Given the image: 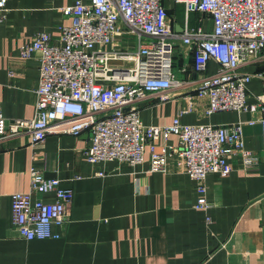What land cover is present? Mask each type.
I'll use <instances>...</instances> for the list:
<instances>
[{"label":"crops","instance_id":"1","mask_svg":"<svg viewBox=\"0 0 264 264\" xmlns=\"http://www.w3.org/2000/svg\"><path fill=\"white\" fill-rule=\"evenodd\" d=\"M90 0H8V14L0 25V115L9 120L33 119L40 61L22 59L21 47L40 32L61 45V26L70 23L62 9ZM171 31L182 33L186 24L212 28L201 13L187 14L183 4L163 0ZM174 73L184 81L169 91V100L144 106L145 125L167 126L184 106L183 97L196 92L201 81L193 70L189 49L177 46ZM217 65L212 61L207 74ZM186 68L187 71H183ZM241 70L255 75L249 84L248 104H258L263 92L264 59ZM262 75V76H259ZM263 113L228 111L205 115L197 110L181 116L184 124L245 123L247 150L259 156L258 166L246 168L243 157L228 162V177H207L209 207H196L197 183L178 170L173 154L166 172L149 171V151L135 167L117 161L94 165L83 155L89 134L79 137L50 135L40 146L28 134L0 141V264H264V145L259 120ZM157 150L170 155L180 147L179 137L161 136ZM40 169L58 178L74 192L69 221L54 225L59 238L28 241L13 227L12 195L30 189V171ZM103 172L104 175H97ZM54 201L53 194L44 195Z\"/></svg>","mask_w":264,"mask_h":264},{"label":"built area","instance_id":"2","mask_svg":"<svg viewBox=\"0 0 264 264\" xmlns=\"http://www.w3.org/2000/svg\"><path fill=\"white\" fill-rule=\"evenodd\" d=\"M187 14L201 13L212 22L186 24L182 33L171 31L163 0H90L65 7L70 20L61 26V45L40 32L21 47L22 59L37 54L40 84L33 119L9 120L0 115V141L28 134L34 147L50 135L79 137L89 134L83 155L94 165L117 161L140 165L149 151V171L175 167L197 183L199 209H206L207 177L233 171L231 157H243L246 168L258 166L259 156L247 150L245 123L184 124L181 116L197 110L211 116L237 111L264 115L263 92L249 105L248 89L255 75L241 66L264 59V0H175ZM8 0H0V25L6 20ZM189 49L193 70L201 81L196 92L183 97L184 106L167 126L145 125L142 107L169 100V91L186 83L174 73L176 47ZM214 61L217 70L207 74ZM183 71H187L186 68ZM259 76H262L259 74ZM264 145V116L259 120ZM177 135L179 149L170 155L157 150L161 136ZM97 175H104L103 172ZM53 194L52 202L43 196ZM74 192L58 178H47L38 168L30 171V189L12 195L13 227L28 241L59 238L53 226L64 227Z\"/></svg>","mask_w":264,"mask_h":264}]
</instances>
